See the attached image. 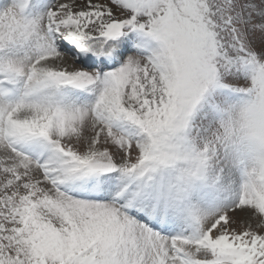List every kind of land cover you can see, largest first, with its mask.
<instances>
[{
  "label": "snow or ice",
  "instance_id": "obj_1",
  "mask_svg": "<svg viewBox=\"0 0 264 264\" xmlns=\"http://www.w3.org/2000/svg\"><path fill=\"white\" fill-rule=\"evenodd\" d=\"M0 264H264V0H0Z\"/></svg>",
  "mask_w": 264,
  "mask_h": 264
}]
</instances>
